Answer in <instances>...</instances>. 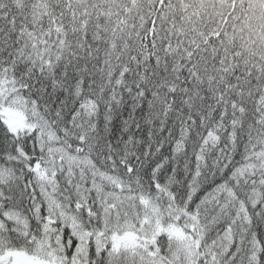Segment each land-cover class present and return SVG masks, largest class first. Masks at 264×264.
Returning a JSON list of instances; mask_svg holds the SVG:
<instances>
[{
  "label": "snow or ice",
  "instance_id": "6c2138e0",
  "mask_svg": "<svg viewBox=\"0 0 264 264\" xmlns=\"http://www.w3.org/2000/svg\"><path fill=\"white\" fill-rule=\"evenodd\" d=\"M0 264H264V0H0Z\"/></svg>",
  "mask_w": 264,
  "mask_h": 264
}]
</instances>
